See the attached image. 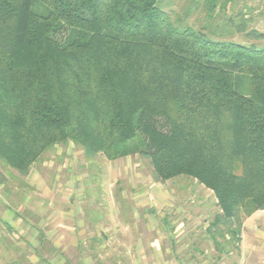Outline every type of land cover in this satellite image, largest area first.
I'll return each instance as SVG.
<instances>
[{"label":"trees","instance_id":"1","mask_svg":"<svg viewBox=\"0 0 264 264\" xmlns=\"http://www.w3.org/2000/svg\"><path fill=\"white\" fill-rule=\"evenodd\" d=\"M187 1L0 0V163L27 177L56 145L138 153L155 182L211 191L216 226L264 210V34L241 13L211 26L232 0Z\"/></svg>","mask_w":264,"mask_h":264},{"label":"rangeland","instance_id":"2","mask_svg":"<svg viewBox=\"0 0 264 264\" xmlns=\"http://www.w3.org/2000/svg\"><path fill=\"white\" fill-rule=\"evenodd\" d=\"M167 1L172 2L176 12L184 13V5L188 4L187 0ZM228 5V10L217 14L216 25L211 26L221 30V18L231 16L236 20L241 13L250 20L248 30L264 34V0H232ZM199 19L203 20L193 13L187 23ZM208 31L213 32L211 28ZM235 39L241 41L242 37L235 35ZM234 87L242 95H250L247 76L237 77ZM128 207L162 209L168 213L165 216L170 223H175L171 249L164 238L155 240V246L139 248L140 254L153 249L160 254L172 251L170 262L154 264H264V210L251 214L252 218L248 216L260 226L259 231L250 229L243 236L253 245L252 253L238 255L242 232L239 227L248 217L242 216L240 225L235 222L229 228L216 226L221 212L211 191L184 177L155 182L148 161L138 153L114 161L101 155L86 160L81 149L72 143L54 146L31 167L27 177L0 163V238L9 235L14 252L16 246H22L21 241L29 243L26 261L4 259L0 264H69L64 259L68 261L74 253L69 245L72 236L83 240L94 233L90 236L98 238L103 211L111 215L115 208ZM58 223L62 227H56ZM72 224L78 226L74 232L69 230ZM115 234L109 241L110 252L99 246H84L81 239L77 252L90 256L94 264H98L95 260L100 255H119L117 246H112L119 239ZM224 251L231 253L224 255Z\"/></svg>","mask_w":264,"mask_h":264},{"label":"crops","instance_id":"3","mask_svg":"<svg viewBox=\"0 0 264 264\" xmlns=\"http://www.w3.org/2000/svg\"><path fill=\"white\" fill-rule=\"evenodd\" d=\"M260 212L262 211L255 212L254 214ZM102 214L103 215L99 219L101 223V233L98 238L90 236L94 233L87 234L83 240L79 237L77 238L75 235L72 236L71 244L69 245L72 246V249H74V253L68 256V261L64 259L65 263L94 264L93 259L90 256L82 255L80 252H77V250H79L77 247L81 246V240L83 241L84 246H99L101 250L107 249V251L110 252L109 246H111V244L109 241L110 239L116 237V232L119 239L117 240V244H113L112 246H117L119 255L115 256L112 254V256H107L105 254V257L100 255L99 260H95V262L98 264L112 262H116V264H140L141 262L154 264L160 262L166 263L172 260V251H170V253L165 251V254H160L159 252L156 253L157 251L153 249L150 250L152 252L151 254L149 253L150 251H143V254L139 253V248H143L144 246H155L158 244H156L155 240L157 241V239L160 238L166 239L169 244V248L171 249V240L175 238L174 235L176 233L173 228L175 223H170V218L165 216V214L168 215V213L164 212V210H157L153 207H128L115 208L111 215H109L107 212L104 213V211ZM254 214H252V216ZM250 217L246 218L241 225V244L239 246L241 250L238 252V255H240L241 252L244 256L248 255V253H252L250 248H252L253 245L250 244L248 240L244 241L243 236L246 234V232L250 231V229L255 231L260 230V226L257 223L254 224L251 222L250 219L252 217ZM56 227L62 226L60 223H58L56 224ZM77 229L78 226L76 224H72V226L69 227V230L72 232ZM8 236L9 235L6 234L4 235V239L0 238V262L4 259H12V261H18L19 259L21 262L26 261L29 257L27 253V246L29 243L21 241L22 246L20 244L16 246V251L14 252L12 248L13 243L9 240V238L7 239ZM151 239L153 243L151 242ZM261 242H263V240H261ZM37 245L39 246L40 242L37 241ZM230 253L231 251H224V255ZM13 258H16L17 260H13Z\"/></svg>","mask_w":264,"mask_h":264}]
</instances>
